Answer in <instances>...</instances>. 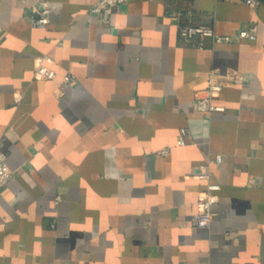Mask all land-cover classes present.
<instances>
[{
    "label": "crops",
    "instance_id": "obj_1",
    "mask_svg": "<svg viewBox=\"0 0 264 264\" xmlns=\"http://www.w3.org/2000/svg\"><path fill=\"white\" fill-rule=\"evenodd\" d=\"M41 1L0 0V148L14 172L0 264H264V0H130L108 15L97 0H46L44 28ZM189 21L231 38L194 46L179 35ZM39 54L54 78L35 76ZM212 70L236 80L206 112L195 93ZM218 153L219 200L199 227L200 165Z\"/></svg>",
    "mask_w": 264,
    "mask_h": 264
},
{
    "label": "built area",
    "instance_id": "obj_2",
    "mask_svg": "<svg viewBox=\"0 0 264 264\" xmlns=\"http://www.w3.org/2000/svg\"><path fill=\"white\" fill-rule=\"evenodd\" d=\"M130 0H97L92 6L91 11L96 13H102L105 15L111 14L114 7L119 4H124ZM251 5H255L259 0H245ZM34 14L32 16V24L36 27L44 28L51 20L52 8L48 1L42 0L41 5L34 8ZM179 12H174L173 15H180ZM179 35L197 47H204L206 38H212L214 41L230 40V35H221L215 32L213 27L202 24L193 23L192 21L185 22L179 25ZM238 36L254 37L255 30L242 29ZM54 59L50 54H39L35 56V68L34 74L38 78H54L56 76V69L52 66ZM236 75L227 73L223 74L218 70H212L209 76L208 85L205 88L198 89L195 93L196 104L199 110L212 111L222 110L224 106L214 103L215 97H217L221 91L228 85L235 83ZM75 81V75L71 72L65 74L64 85L68 86ZM64 90H61V94ZM188 128L182 127L177 137L178 144H186V135ZM161 153H167L168 148L160 150ZM224 156L221 153L215 154L213 158H210L207 162L202 163L200 166L202 169L208 171L200 173L199 176L207 178L208 182L206 186L198 192L197 198V210L193 215V222L199 227H209L212 218L214 216V204L219 200V190L221 184L211 180L210 167L211 164L219 165L223 162ZM13 169L8 163L7 153L0 148V188L5 186L13 176ZM60 196H57L59 199ZM54 225V224H53Z\"/></svg>",
    "mask_w": 264,
    "mask_h": 264
}]
</instances>
